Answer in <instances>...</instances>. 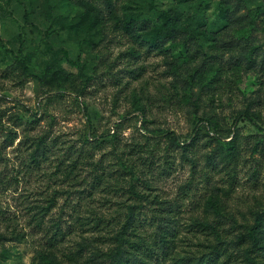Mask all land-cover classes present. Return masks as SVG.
<instances>
[{
  "label": "rangeland",
  "instance_id": "374dc122",
  "mask_svg": "<svg viewBox=\"0 0 264 264\" xmlns=\"http://www.w3.org/2000/svg\"><path fill=\"white\" fill-rule=\"evenodd\" d=\"M221 1L0 0L3 45L17 53L21 34L24 52L34 55L33 77L4 74L16 58L0 49V264H107L133 205L141 206L147 239L157 229L153 216L174 222L160 264H194L219 240L232 242L225 264L244 263L250 245L233 243L264 215V69L236 64L254 48L264 52V21L251 34L246 23L220 16ZM262 5L225 7L235 18L253 17ZM170 10L182 15L181 29L216 38L181 36L149 48L139 26L152 30ZM84 14L98 26L77 33L70 26ZM131 20L137 35L125 29ZM219 68L241 80L191 85L195 72ZM230 130L232 148L216 140ZM166 131L187 144L177 147ZM87 135L103 136V146L93 148V137L85 144ZM211 196L215 208L207 206ZM199 221L217 229L202 231Z\"/></svg>",
  "mask_w": 264,
  "mask_h": 264
},
{
  "label": "trees",
  "instance_id": "16d2710c",
  "mask_svg": "<svg viewBox=\"0 0 264 264\" xmlns=\"http://www.w3.org/2000/svg\"><path fill=\"white\" fill-rule=\"evenodd\" d=\"M111 2V0H110ZM227 0H222L220 3V16L225 20H232L234 23H246V27L249 28V33L252 34L251 30L255 27V24L258 20L264 21V5L260 6L256 10V15L250 17L249 12L246 14H241L232 18L229 10L225 7ZM30 13L26 12L24 15L25 24L30 23L29 18ZM181 14L170 10L166 13L164 20L157 27H154L152 30L147 31V27L139 26L140 30L146 31V43L151 49H162V47L169 41L175 40L178 37L185 36L187 39H199L205 41H213L216 36L213 32H208L206 29H181L179 26L181 21ZM187 21H189L187 19ZM135 22L133 20L129 21L128 24H125V29L129 32L136 34L134 29ZM98 26V22L95 19H92L87 14H84L80 21L75 26H70V28L74 31L82 32V31H91L94 27ZM145 26V25H144ZM250 35L248 34V37ZM137 38V36H135ZM20 47L15 53L13 50L7 48L3 45L2 40H0V49L4 50L7 55L15 56V62L8 66L6 70H4V74H14L19 73L22 77H33L34 75L29 71V64L31 63L34 55L32 53L24 52V44L25 40L22 35L19 36ZM132 55L137 56L136 50L130 51ZM66 59L69 63L77 66L80 70H83V67H80V64L75 62L68 54L67 51H64ZM245 65L247 68L252 67H260L262 70L264 69V52H260L258 48H254L253 53L242 54L237 57V66ZM54 75L62 80V75L59 72H54ZM233 78H225L224 72L219 68L212 73L206 74L203 70H199L195 72V75L191 76L190 83L191 85H202L206 88L212 87H222L235 85L238 80L241 78L238 74H233ZM144 114L143 109H141ZM237 123H235L236 125ZM199 131V130H198ZM198 131L196 130L195 136H192V141L190 142L188 147L189 149L196 145V141L198 138ZM10 133H13L12 131ZM164 134L168 136H173V142L177 145V147L185 146L187 142H181L180 138L174 136L172 132L166 131ZM236 134L235 130H230L228 136L226 137H218L216 138L217 142L223 146H228V148L233 147L232 139ZM91 137L96 143L93 145L94 147H102L105 139L103 136H89L87 135L85 138V144H91ZM101 137V138H100ZM115 139L117 137H114ZM230 139V140H229ZM44 142V140H43ZM41 143L38 144L37 151H40ZM182 148V147H181ZM186 148V147H184ZM81 155L84 159H88L92 156V152L87 150V148L82 146ZM45 152V151H44ZM80 159V158H79ZM168 162V160H167ZM97 166V164L95 163ZM134 187V185L132 186ZM134 193L139 197V200L144 201L147 200L145 193H140L134 191ZM54 202V200H53ZM216 200L214 196H211L207 201V206L210 208H215ZM49 206L48 208H50ZM141 206L133 205L131 207V215L129 220L124 224L123 228L118 231L115 235V246L114 248L107 253V264H160L161 260H164L166 255L168 254V248H171V243L173 242V238L175 235V228L172 227L171 220H166L167 216L164 215H156L153 216V219H157V229L153 231L150 239H147L146 236L141 232L140 227H143L144 223L142 220H139L137 215L141 214L140 210ZM138 209V210H137ZM167 208H161V210H166ZM171 211V210H169ZM195 225L199 227L202 231H215L217 229L216 225H212L206 221L196 222ZM59 235L58 232L54 234ZM218 237H220L218 235ZM232 242H226L224 240H219L215 245L209 246V251L204 252L201 257L195 259L194 264H225L232 262L233 254L229 253ZM238 248L241 246H246L249 244V247H245L244 250V259L243 264H264L262 260H259L260 257H264V215H258L255 219V223L252 227L249 228V231L238 237V240L234 242ZM167 250V251H166ZM102 256V254H99ZM225 257L223 261L221 258ZM60 264V263H58Z\"/></svg>",
  "mask_w": 264,
  "mask_h": 264
}]
</instances>
